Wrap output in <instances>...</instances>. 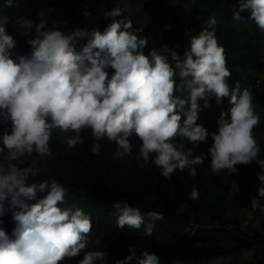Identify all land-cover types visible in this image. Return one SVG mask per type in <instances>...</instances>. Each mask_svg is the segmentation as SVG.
<instances>
[{
  "label": "clouds",
  "instance_id": "9594fccd",
  "mask_svg": "<svg viewBox=\"0 0 264 264\" xmlns=\"http://www.w3.org/2000/svg\"><path fill=\"white\" fill-rule=\"evenodd\" d=\"M6 6L13 7V0H7ZM244 11H250L251 20L264 33V0H241L232 18L242 21L240 12ZM104 15L112 22L103 32L71 34L48 27L43 12L39 24L18 18L15 23L20 29L35 28V37L27 40L30 56L23 54L18 39L6 31L8 18H0V124L11 122L10 129L0 132V264H63L82 252L83 259L77 264H97L107 256L103 251H84L92 220L79 207L61 206L66 187L54 178L31 182L41 175L39 161L52 155L50 140L55 129L68 148L83 144L81 133L90 129L95 141L92 153L99 154L100 141L107 139L117 145L114 155L119 159L133 154L135 137L139 142L135 159L148 163L154 154L151 162L163 177L185 169L195 177V166L207 156L193 157L184 141L193 145L208 142L209 132L197 124L199 113L211 107L210 98L220 104L230 97L231 107L221 113L218 132L211 133V171L236 173L237 165L254 160L264 168V160L257 159L260 148L253 136L260 122L254 95L247 88L241 91L239 84L229 88L231 73L225 49L216 38L215 17L198 36L190 38L183 58L171 52L173 64L156 49L145 55L148 39L138 35L143 30L133 29L131 19H117L122 17L119 7ZM84 38L87 42L77 50ZM108 69L113 70L111 74ZM200 101H204L203 108ZM33 153L29 166L21 167ZM258 179L261 186L251 207L264 213V173ZM238 190L235 185L233 194ZM199 195L193 187L190 198L196 200ZM114 208L119 229L138 230L145 223L139 208L119 202ZM8 213L15 239L2 227ZM146 215L151 221L163 219L154 211ZM153 227L147 223L142 235L150 237ZM129 250L131 255L116 264L133 260L158 264L155 253L143 251L138 257L135 246Z\"/></svg>",
  "mask_w": 264,
  "mask_h": 264
},
{
  "label": "trees",
  "instance_id": "16d2710c",
  "mask_svg": "<svg viewBox=\"0 0 264 264\" xmlns=\"http://www.w3.org/2000/svg\"><path fill=\"white\" fill-rule=\"evenodd\" d=\"M6 4L7 0H0V18H8L6 31H10L14 40L18 39L24 55L31 54L27 40L35 37V28L30 31L20 29L15 23L18 18H28L39 24L43 12L48 27L61 29L66 34L78 30L103 32L112 22V18L106 19L104 14L119 7L122 17L117 19H131L133 29L143 30L138 35L148 39L145 55H149L152 49L165 51L167 48V58L174 64L171 52L175 51L183 58L190 48V38L198 36L206 28V22L215 17L216 38L225 49L226 67L231 73L227 79L229 88L239 84L241 89L242 79L253 82L257 72L264 73V33L251 20L250 11L240 12L242 21L232 18L239 11L241 0H177L175 4H169L167 0H133L131 9L135 17L129 14L123 0H13V7ZM86 42L87 38L80 40L77 50ZM257 84L251 90L253 103L264 114V79L262 82L258 80ZM229 100L230 97L224 98L217 104L215 98H210L211 110H203H210L212 115L216 106L221 115L231 107ZM203 104L204 101H200L202 108ZM212 117L218 132L220 117ZM10 127V121L0 124V132ZM81 135L84 143L68 148L60 131L53 130L50 140L52 155L39 161L41 175L31 182L56 179L68 189L61 206L79 207L91 217L92 230L87 236V247L92 243L93 251L107 253L105 260L97 264H116L131 255L129 248L133 246L138 257L143 251L155 253L158 264H212L245 250L254 254L252 260L234 264H264V213L258 209L253 211L251 207L252 200L258 198L257 191L261 186L258 175L264 173V168L255 160L247 165H237L236 173L223 170L214 174L208 152L213 143L193 145L185 140V148L193 151V157L203 153L207 158L203 164L195 166V177L185 169L165 178L161 175L162 170L151 162L155 159L154 154L150 155L148 163L135 159L139 152L135 137L132 138L136 145L133 154L119 159L114 155L115 143L107 139L100 141V153L94 154L91 151L95 143L91 130L82 131ZM253 136L260 148L257 159L264 160V141L260 137L264 136V122L253 129ZM35 155L33 153L21 167L29 166L27 163L30 164ZM235 185L239 190L233 194ZM193 187L200 193L196 200L190 198ZM115 202L140 209L145 216L140 229L117 228ZM261 204L264 205V200ZM149 211L162 214L163 219L151 221L146 215ZM250 211L253 222L262 230L254 228L253 223L247 226L241 223L240 214ZM3 220L2 227L10 238L15 239L11 214H6ZM147 223L154 225L150 237L142 235ZM212 234L228 236L232 243L223 247L210 245ZM83 255L82 252L79 257L63 264H77ZM131 264H137V260Z\"/></svg>",
  "mask_w": 264,
  "mask_h": 264
},
{
  "label": "rangeland",
  "instance_id": "374dc122",
  "mask_svg": "<svg viewBox=\"0 0 264 264\" xmlns=\"http://www.w3.org/2000/svg\"><path fill=\"white\" fill-rule=\"evenodd\" d=\"M168 1H169V4L176 3V0H168ZM123 2H124L125 5L128 6L129 14L134 16V14L132 12V9H131V6L133 4V0H123ZM86 3H87V1H86ZM185 38H186V35L183 36L184 40H185ZM187 41H188V39H187ZM158 51L162 55L167 56L166 51L160 50V49ZM107 71H109V74H111L113 70L108 69ZM254 77H255V81H253V82H250L249 80H245V79H242L240 81L241 91H243L246 88L249 89L250 91L252 89L256 88L257 85H258L257 81L258 80H260L261 82L263 81L264 73L263 72H257L254 75ZM212 106L213 105H211V107ZM253 107H254L255 113L260 116V122L259 123L264 122V114L262 113V111L254 103H253ZM212 115L214 117H220L219 110H218V108L216 106L213 107ZM212 115L209 114V111H204L203 110L202 112L199 113V119L197 121L198 125L204 126L207 129V131L209 132V136L207 138L208 142L213 141L211 133L216 132V129L213 128L214 122H213ZM260 137L264 141V136H260ZM252 216H253L252 211L245 212L244 214H240L241 223L243 225H245V226L250 225V224L253 223V226H255L254 228H259V226L256 225L255 221L253 222ZM244 229H247L249 232H252V229H248L246 227H244ZM259 229L262 230L261 228H259ZM231 243H232L231 238L228 237V236H225V235L212 234L209 237V244L210 245H219V246L223 247V246L229 245ZM93 247H94V245L92 243H90L86 250L87 251H92ZM253 255L254 254L252 252H249V251L245 250V251H242V252L235 253V254H233V255H231L229 257L216 260L212 264H234L236 262H240V263L250 262L252 260V258H253ZM101 262H103V261H101Z\"/></svg>",
  "mask_w": 264,
  "mask_h": 264
}]
</instances>
